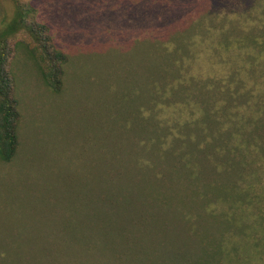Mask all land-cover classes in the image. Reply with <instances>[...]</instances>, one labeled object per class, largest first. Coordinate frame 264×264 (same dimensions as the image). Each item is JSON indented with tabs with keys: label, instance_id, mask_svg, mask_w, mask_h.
<instances>
[{
	"label": "rangeland",
	"instance_id": "rangeland-1",
	"mask_svg": "<svg viewBox=\"0 0 264 264\" xmlns=\"http://www.w3.org/2000/svg\"><path fill=\"white\" fill-rule=\"evenodd\" d=\"M18 14L46 44H6L0 264H264V0H0V34Z\"/></svg>",
	"mask_w": 264,
	"mask_h": 264
},
{
	"label": "trees",
	"instance_id": "trees-1",
	"mask_svg": "<svg viewBox=\"0 0 264 264\" xmlns=\"http://www.w3.org/2000/svg\"><path fill=\"white\" fill-rule=\"evenodd\" d=\"M18 30H23L28 33L33 40H36L41 44L43 49H45L46 44L45 39H41V37H43L42 33L40 35L37 30H35V28L24 19V16L22 17L20 14H18L14 21L8 25L4 33L0 34V159L4 162H10L15 156L18 148V125L20 114L18 112L17 102L13 96L12 79L6 70L9 56V49L6 47L7 40ZM62 60H64L63 56L59 55V53L52 55L46 51V53L39 57L38 63L45 81L57 92H59L62 87ZM132 198L128 195L118 201L112 200L109 213L111 212L114 218H118L120 210L119 204H122L123 201H127V204L132 205V200L130 201ZM208 254V252H204V256ZM189 255L188 252H181V250H179V252L170 253L169 259L176 264H198L194 259L188 258ZM197 257L196 258L199 261L200 256Z\"/></svg>",
	"mask_w": 264,
	"mask_h": 264
}]
</instances>
